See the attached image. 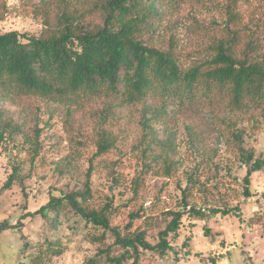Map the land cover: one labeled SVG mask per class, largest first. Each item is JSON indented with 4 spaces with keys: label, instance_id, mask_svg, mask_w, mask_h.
Returning <instances> with one entry per match:
<instances>
[{
    "label": "rangeland",
    "instance_id": "374dc122",
    "mask_svg": "<svg viewBox=\"0 0 264 264\" xmlns=\"http://www.w3.org/2000/svg\"><path fill=\"white\" fill-rule=\"evenodd\" d=\"M6 1L10 12L0 21V30L31 33H39L47 20L54 23L60 4L59 0ZM227 5L228 0H189L182 8L174 35L184 68L212 57L210 45L223 31ZM258 16L254 29L264 41L262 9ZM170 20L167 17L161 23L165 38ZM106 100L72 105L26 96L2 102L11 125L0 141V188L16 165L20 169L15 183L0 195V221L17 223L27 211L46 204L51 195L80 191L90 172L89 206L110 204L112 223L118 225L128 222L130 212L142 209L153 220L139 217L135 225L146 229L147 239L156 243L159 231L172 219L171 212L184 210L183 189L192 176L190 202L202 207L206 218L185 214L178 234L169 236L174 250L164 257L143 252L140 263L212 264L211 259L220 255L219 264H264V171L252 174V195L248 197L247 167L239 158L225 104L204 98L174 104L166 125L172 133L171 143L152 141V148L148 146L150 137H142V105L116 107L117 118L109 123L117 139L109 151L99 154L100 114ZM150 102L158 106L161 100ZM160 138L168 141L164 132ZM245 142L257 156L264 157V118L257 127L249 128ZM166 154L174 166L165 161ZM237 205L241 218L210 213L213 208ZM22 223L21 228L0 231V264H30L37 245L46 239L57 241L64 249L53 264H87L100 247L90 234H101V229L80 223L69 208L62 209L59 216L55 212L46 217L35 215ZM187 237L191 240L185 246ZM132 261L129 258L124 264Z\"/></svg>",
    "mask_w": 264,
    "mask_h": 264
},
{
    "label": "trees",
    "instance_id": "16d2710c",
    "mask_svg": "<svg viewBox=\"0 0 264 264\" xmlns=\"http://www.w3.org/2000/svg\"><path fill=\"white\" fill-rule=\"evenodd\" d=\"M59 1L54 23L47 20L39 33L0 30V141L11 125L2 105L7 98L35 96L49 103L72 105L108 98L100 114L99 154L109 151L117 139L109 123L117 118L116 107L142 105V137H150L148 146L152 148V141L171 143L172 133L166 125L174 104L184 105L198 98L221 101L231 114L232 137L247 167L245 194L251 196L252 174L264 171V157L257 156L245 142L249 128L257 127L264 118V41L254 29V18H259L261 9L264 11V0L258 4L254 0H228L223 31L210 45L214 54L188 68L182 65V50L174 31L189 0ZM9 12L7 1L0 0V21ZM167 17L171 20L165 38L161 23ZM157 98L161 100L159 105H152L150 101ZM160 132L168 135V141L160 140ZM165 157L174 166L168 154ZM19 169L18 165L14 167L0 195L18 179ZM89 178L90 172L80 191L51 195L46 204L27 211L17 223L0 221V231L23 227L24 218L46 217L51 212L59 216L62 209L69 208L80 223L101 229V234H90L100 247L87 264H124L129 258L133 259L130 264H142L143 252L164 257L174 250L169 236L178 234L185 214L198 219L207 216L202 207L190 202V176L183 189L184 210L172 211V219L158 233V242L151 243L147 230L135 225L139 217L153 220L145 217L142 209L130 212L128 222L118 225L112 223L110 204L89 206ZM134 192H138V186ZM210 213H231L241 218L239 205L213 208ZM108 238L112 242L108 243ZM190 240L187 237L184 245ZM63 252L61 244L46 239L37 245L30 264H53ZM221 258L213 257L212 264H219Z\"/></svg>",
    "mask_w": 264,
    "mask_h": 264
}]
</instances>
